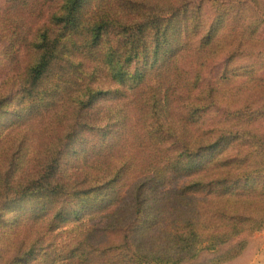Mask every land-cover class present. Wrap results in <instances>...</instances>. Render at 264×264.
Instances as JSON below:
<instances>
[{"label":"trees","instance_id":"16d2710c","mask_svg":"<svg viewBox=\"0 0 264 264\" xmlns=\"http://www.w3.org/2000/svg\"><path fill=\"white\" fill-rule=\"evenodd\" d=\"M263 26L264 0H0V232L29 231L0 264L239 257L264 230Z\"/></svg>","mask_w":264,"mask_h":264},{"label":"rangeland","instance_id":"374dc122","mask_svg":"<svg viewBox=\"0 0 264 264\" xmlns=\"http://www.w3.org/2000/svg\"><path fill=\"white\" fill-rule=\"evenodd\" d=\"M259 37L264 40V26L259 31ZM16 73H17V70H15L14 65L12 63L0 62V87H2V89H4L5 86L3 83L5 81L15 77ZM15 83H16V81L13 80V82H10L9 84H7L8 88L11 92L14 90L13 84L15 85ZM3 231H11V230H3ZM28 232L29 231H27L23 228L15 234L13 232H7V233L0 232V252H2L7 258H9L11 256V254L16 252L17 248L20 247L22 240L25 239ZM261 232H264V230L260 231L258 233H261ZM258 233H255V234H258ZM59 234H61V238H62V240L59 243L64 242V241L69 242V232L67 233V231L64 229ZM250 238L247 239V245L245 247V250L247 249V247L249 245ZM245 250L243 252H245ZM207 259H209V254L204 252L201 255L200 260L205 261ZM236 259H234V260H236ZM234 260H230V261L224 262L222 264H236L234 262Z\"/></svg>","mask_w":264,"mask_h":264},{"label":"crops","instance_id":"0c3cea01","mask_svg":"<svg viewBox=\"0 0 264 264\" xmlns=\"http://www.w3.org/2000/svg\"><path fill=\"white\" fill-rule=\"evenodd\" d=\"M234 262L236 264H264V232L252 236L245 252Z\"/></svg>","mask_w":264,"mask_h":264}]
</instances>
